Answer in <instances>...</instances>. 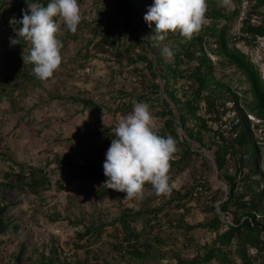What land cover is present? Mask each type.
Here are the masks:
<instances>
[{"label": "trees", "instance_id": "16d2710c", "mask_svg": "<svg viewBox=\"0 0 264 264\" xmlns=\"http://www.w3.org/2000/svg\"><path fill=\"white\" fill-rule=\"evenodd\" d=\"M234 1L235 6L230 13L221 9L207 8L205 19L209 21V24H204L191 39H186L178 32L181 38L174 44L170 43V40L175 33H169L164 41H159L154 37L155 24L149 26L144 20L154 0H92L94 18H82L75 33L68 31L61 20L63 35L59 39L63 43V49L69 45L70 41H78L79 33L86 31L90 36L86 39L87 44L84 47L86 58L98 56L99 59L109 62L113 61L116 56L123 55L131 65L137 64L138 61L145 63L144 68L149 71L150 79L147 78L149 75L142 72L143 69L137 68L135 71L142 80V84L146 85L150 92L142 95L139 100L149 102L152 106L153 104L160 106L161 109L157 116L166 120L158 132L163 136L171 135L176 140L178 149L170 161V186L175 175L182 172L185 165L197 162L193 156L200 158L201 165H207L197 173L198 175L196 174L193 185L184 194L171 187L169 196L162 195L161 197L166 199L165 204L174 203L173 207L179 209L185 206V201L195 199L199 201L203 194L211 193L207 203L198 205L201 212L208 214L204 221L196 225H183V221H180L175 227L184 228L187 231L195 229L211 231L214 234L212 245L205 244L202 247L203 252H198L191 259L185 260L179 257V264H211L213 261L219 264H230L232 261L228 254L232 252V248L241 264H264V188H261L264 174L257 178L261 171L262 147L257 144L254 132L255 129H264V79L248 55L230 45V38L227 35L228 23L218 28L220 20L230 22L233 18L240 17L241 6L247 3L249 11L243 20L239 37L235 40L244 42L248 46L254 45L259 38H264V13L262 12L264 0ZM11 2V4L2 3L0 5V20L11 28L10 31L13 32L11 37L16 39L15 33L20 25L10 23L12 18L16 22L22 19V10L27 7V2H39L46 6L50 0H12ZM86 2L87 0H78L80 8ZM7 15L10 17L7 18ZM254 17L262 18L259 24L252 23ZM126 37H128V42L124 41ZM207 37L214 39L215 48L210 47V50L223 59L220 64L234 67L245 78L246 83L249 84L246 91H238L221 81H215V66L205 49ZM18 39L19 44L16 45H11L10 41L1 43L0 80L9 77L8 73L15 69V63L17 64L20 60V55L25 53L20 49L26 48L27 44L23 38ZM10 45L11 50L8 49ZM165 47L171 48L174 53L170 60H167V56L162 51ZM198 49L202 52L199 56L197 55ZM91 51H94V54H91ZM121 51L124 53L120 54ZM20 69L17 68L16 73H20ZM25 76H31L30 78L39 86V79L33 74L26 72ZM159 79L162 80V85ZM3 94L4 91H0V98ZM72 100L75 104H82L84 109H91L96 115L106 108V105L93 101V99L73 96ZM228 102L233 103L230 110L235 114L228 122H224L223 118L229 110L226 107ZM130 106L132 104H120L117 105V110H125ZM203 110H205L204 115L201 114ZM189 122L192 123V127L187 126ZM214 123L218 126L217 130L213 127ZM225 126L228 127L226 130ZM177 127L181 128L183 136L179 134ZM93 134L103 139V143L96 147L99 153H106L112 139L115 138L112 128L94 131ZM208 136L209 142L206 143ZM213 148L214 166L218 171L219 179L225 181L226 185L225 188L220 187L216 190L211 182L210 173L214 171V167L208 165L210 160L204 151H200ZM103 156L100 154L99 160L89 161L84 166L62 160L59 156H55L50 162L55 163L58 168L71 169L66 179L68 181L80 178L99 183L100 187L94 194L97 199L101 200L113 191L103 187L106 180ZM229 157L235 159V173L233 174L227 171ZM23 168L21 165L18 173L14 170L11 173H4L5 180L0 182L2 192L0 195V236L8 233L12 227L18 229L13 218L7 215L10 206H14V203L5 202L8 188L14 189L16 182L27 185L35 193H38V189L45 185L51 188V180L49 174L45 173V169L31 168L27 177ZM29 177L30 180L26 181ZM61 180L58 179L54 183L58 185V188L63 189L64 182L62 183ZM164 208L165 206L162 205L149 213L147 210L124 209L120 217L113 222V224L119 223L123 231L122 241L119 235H112L115 239L114 250L121 253V250L126 249L125 253L138 259L148 256L152 245L148 241L141 242L146 228L138 232L132 223L142 218L144 213L153 214L154 218H158ZM151 221H153L151 217L146 220V227L152 223ZM109 224L111 223L95 224L92 222L86 225L79 236L82 239L86 236L99 239ZM158 241L160 242V239ZM140 246L148 251L141 252ZM251 250H255V253L251 254ZM24 254L25 246L22 244L19 252L13 255V264H31L30 260L24 258ZM36 262L39 264H72L59 259V253L56 251H51L49 256L42 255V259ZM78 264L89 263L85 260ZM93 264L110 263L105 260L103 263Z\"/></svg>", "mask_w": 264, "mask_h": 264}, {"label": "rangeland", "instance_id": "374dc122", "mask_svg": "<svg viewBox=\"0 0 264 264\" xmlns=\"http://www.w3.org/2000/svg\"><path fill=\"white\" fill-rule=\"evenodd\" d=\"M11 1L0 0V5L11 4ZM91 1L87 0L80 8L82 18H94ZM206 3L207 8L221 9L230 13L236 2L206 0ZM23 9L27 10V7ZM248 11L247 3H243L240 17L233 18L230 22L220 20L218 28L228 23L227 35L230 38V45L247 54L264 79V38H259L252 46L235 40L239 37ZM262 12L264 13V9ZM6 17L9 18L10 15ZM261 19V17H254L252 23L259 24ZM57 23L60 25L57 36L59 39L63 35L61 19H58ZM208 24L209 21L206 20L205 25ZM10 30L11 28L0 20V49L2 42L10 41L12 38L13 32ZM177 33L173 34L170 43L174 44L181 38ZM88 37L90 36L86 31L80 32L78 41H70L65 49L62 48V63L59 69L49 80H39V86L34 83L31 76H25L26 72L32 74L33 65H24L23 54L20 55L17 64L15 63V69L8 73L9 77L0 80V91H4L0 98V182L5 180L4 173H11L12 170L20 172L21 165L26 174L31 168L45 169V173L49 174L51 180V188L45 185L38 189V193L19 182L15 183L14 189L8 188L5 202L14 203V206H10L7 215L13 218L18 229L12 227L8 233L0 236V264H13V255L19 252L22 244L25 246L24 258L30 260L31 264H39L36 261L42 259V255L49 256L51 251L59 253V259L62 261L66 260L72 264L85 260L89 264L103 263L105 260L110 264H179V257L185 260L191 259L198 252H203L202 247L205 244L212 245L214 234L204 229L192 231L178 229L175 225L180 221H183V225H196L204 221L208 214L201 212L198 205L207 203L210 192L203 194L199 201L196 199L185 201V206L179 209L173 207L174 203L165 204L166 199L156 196L152 192L151 185L148 184L145 187L143 199L127 200L124 199L125 193L113 190L110 195L100 200L94 194L100 187L99 183L80 178L68 181L66 179L71 169L58 168L55 163L50 162L55 156H59L62 160L84 166L89 161L99 160L100 154H103L106 159L107 152L99 153L96 148L103 143V139L95 136L93 132L108 128H112L113 132L119 116L131 112L133 106L141 102L140 97L150 92L135 71L137 68L143 69L142 72L149 75V71L144 68V62L138 61L137 64L131 65L123 55L116 56L109 62L99 59L98 56L86 58L84 47ZM125 40L128 42V37ZM206 40L207 55L215 66V81H221L238 91H246L249 84L246 83L242 74L232 66L221 65L220 62L223 59L210 50V47L215 48L214 39L207 37ZM28 47L27 44L24 55H27ZM8 49L11 50L12 46L10 45ZM20 51L23 52L24 48ZM123 53L121 51L120 54ZM91 54H94V51H91ZM201 54L202 52L198 49L197 55ZM170 59L171 57H167V60ZM17 68H21L20 73H16ZM147 78L150 79V75ZM158 81L162 85V80ZM73 96L93 99L106 105V108L96 115L91 109H84L82 104H75L72 100ZM146 103L151 106L156 118V128L159 131L166 120L157 116L161 108L154 104L152 106L149 102ZM120 104H132V106L125 110H117V105ZM232 106L231 102L226 104L229 110L223 118L224 122L233 118L235 112L230 110ZM220 111L222 112V109ZM201 114L204 115L205 110ZM187 126L192 127V123L189 122ZM213 127L215 130L218 128L215 123ZM226 128L228 127L225 126L224 129ZM177 131L180 135H184L180 127H177ZM254 132L257 144L262 147L261 171L257 175V178H260L264 174V129H255ZM208 142L209 136L206 138V143ZM200 151H204L210 160L208 165L214 167V171L210 172L214 190L220 187L225 188V181L219 179L218 171L214 166V148ZM193 158L197 162L185 165L183 171L177 173L174 181L171 182V187L180 191L181 194L191 188L196 174L207 166L200 164V158L197 159L195 156ZM234 165L235 159L229 157L227 166L229 174L235 173ZM58 179L64 182L63 189L58 188V185L54 183ZM29 180L30 177L26 181ZM261 188H264L263 180ZM162 205L165 208L158 218L148 214ZM126 208L148 211L142 218L132 223L138 232L146 228L141 242L148 241L152 247L145 258L138 259L125 253L126 249L121 250L120 253L113 248L115 239L112 235H119L121 241L123 236L119 223L113 224V222ZM58 215H60L59 218ZM150 217L153 221L146 227V220ZM92 222L111 224L106 227V231L102 232L99 239L93 236L80 238L79 233H83L86 225ZM140 247L141 252L148 251L145 247ZM232 249V252L228 254L232 261L230 264H241L234 253V248ZM250 253H255V250H251ZM211 264L219 263L213 261Z\"/></svg>", "mask_w": 264, "mask_h": 264}, {"label": "clouds", "instance_id": "9594fccd", "mask_svg": "<svg viewBox=\"0 0 264 264\" xmlns=\"http://www.w3.org/2000/svg\"><path fill=\"white\" fill-rule=\"evenodd\" d=\"M206 0H154L144 20L155 24V38L164 41L169 33L191 39L206 23ZM22 19L16 22L20 28L17 38L10 44H19L23 38L29 45L25 64L33 65L32 74L41 81L53 77L62 63L63 43L57 38L61 19L67 30L75 33L82 20L78 0H50L43 3L27 2ZM30 13V14H29ZM167 57L174 55L169 47L163 48ZM25 52V48L23 53ZM151 106L138 102L127 115H121L113 129L112 139L103 164L106 180L103 187L125 193L124 199H143L145 185H151L156 196L170 194V161L178 151L176 140L160 135Z\"/></svg>", "mask_w": 264, "mask_h": 264}]
</instances>
